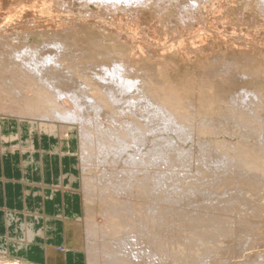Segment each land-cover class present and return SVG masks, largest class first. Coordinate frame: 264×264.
<instances>
[{
	"label": "bare ground",
	"instance_id": "bare-ground-1",
	"mask_svg": "<svg viewBox=\"0 0 264 264\" xmlns=\"http://www.w3.org/2000/svg\"><path fill=\"white\" fill-rule=\"evenodd\" d=\"M43 1L44 3H41L42 7L39 8L40 11L42 8L41 12H49V16L52 17V11L50 12L49 10V8L53 10L50 6L52 4L47 5V3L45 4V0ZM141 1H143V5L141 6L145 8L154 6L157 10L160 9L161 11L167 10L173 1L175 3L184 2V0H158V2H156V0H82L85 6L89 5V3H94L98 5V8L101 6L103 11L107 9L108 11L112 10L113 13L115 10H120L123 4L131 6ZM203 1L192 0L193 4H188L191 1L184 2L182 4L185 8L181 10L183 5L181 8L179 7L181 11L178 10L179 8L177 10L173 8L177 13L175 12L172 17H169V19H171L169 21L176 24L178 30L181 29L180 32L184 31L185 37L187 38L182 39L181 37L183 35H181L180 38L182 40L181 42L179 41L177 45V50L182 54L190 55L191 53H200L199 55L201 56L204 54V56H207L202 47L198 48L200 43L198 42L197 45L194 41L198 36V33H196L197 30H194L196 26L193 27L191 24L193 30H191L192 28L190 26V20L193 18L195 19L196 16L200 14L198 10L199 7H195L197 11H194V13L190 7L193 8L195 4L199 5V3H203ZM250 1V4L253 5L256 10L258 9L264 16V0ZM34 2L35 4L37 3L36 0ZM57 2L61 4L62 1L57 0ZM208 2L209 1L205 3L208 4ZM202 3H200V5ZM54 4L56 5V3ZM209 4L207 6L205 4L204 8L206 11L207 8H209ZM38 5L35 7H38ZM219 5H221V3ZM18 7L24 8L25 4ZM35 7L30 5L31 9H35ZM219 7L220 9L222 8L221 6ZM28 8L26 9L25 7L24 9L28 10ZM237 8L239 10L241 7ZM24 9H21L20 13ZM128 9L133 10L134 7H127L121 10L128 11ZM135 9H137V7H135ZM19 10L20 9H17V11ZM60 10L62 11L61 8ZM253 10L255 11L254 8ZM17 11L15 12L17 13ZM23 12L25 16L21 14L24 16L22 22L24 19L25 21H29L34 16H39L40 18L39 13V15H34V13H36L35 11H33L34 13ZM195 12L199 13L197 14ZM53 14L57 15L58 13L55 12ZM84 14H82V16H85ZM87 14L86 17L88 18L89 15L87 16ZM43 16L46 15L43 14ZM63 16L65 18V14ZM100 16H98V18ZM123 16L120 17L123 18ZM66 17L68 16L66 15ZM86 17L83 18L85 19ZM15 18L17 19V16ZM83 18L81 19L83 20ZM34 19V21H36V18ZM41 19L45 20L46 17ZM41 19H37V21ZM228 20L225 21L223 19V25H226L225 22ZM242 20L243 18L241 21ZM10 21H12V19ZM61 21L65 23V20ZM69 21L67 23H69ZM97 21L95 20V22ZM122 21L125 20L122 19ZM122 21H120V23ZM257 21L259 22L260 20ZM22 22L21 24H26V22ZM30 22L32 25L33 21L31 20ZM87 22V26H90L89 20H86L85 23ZM95 22H91V26H93L92 23ZM128 22H130V20ZM215 22L214 19V23ZM217 22L220 23L219 21ZM36 23L37 25L39 24L38 22ZM50 23H52V20ZM64 23L59 26L62 28ZM78 23L81 24V21ZM78 23L75 25H78ZM117 23L119 22L117 21ZM245 23H247L246 19ZM261 23H264V21ZM33 24L36 27V24ZM111 24H113V22ZM159 24L161 23L159 22ZM217 24L215 23L216 26ZM81 25L78 26L81 27ZM96 25L99 27L101 26L100 28L104 30H101L102 32L99 33V35H102V38H97L101 41L97 43V41L95 42V40H92L93 43L90 44L92 46L89 47L88 44V48L83 46L87 45L85 44L87 41H84L85 43H83L82 46L85 51L79 46L83 39L77 43L73 38L74 36L75 38L77 37V33L72 32L73 36H69L77 43V47L72 45L74 51L75 48L79 46L85 54L87 53L85 58L88 60L86 61V59H84V63L80 60L84 64V67H78L80 61L77 60V64H75L76 62L74 63L73 60L69 61L66 54H64L66 44L68 43V46L70 42L73 44V39H71L70 42L67 41L68 39H54V36L62 30L59 27V30H51L52 32L50 34L54 35L52 36L53 40L51 39L49 41L48 38L43 40V43L18 42L19 40L17 41L15 37V32L17 33V30H14L15 32L11 31L14 32V35L12 33L9 35L2 33L1 30L4 28L0 30V71H4L7 74H2V77H0V94H3L2 97L4 94L5 96L13 95L20 97H17V101L21 104L19 105V112H21V114L26 113L33 117H38L40 120L37 121V130L42 132L53 133L51 128L55 125L57 127V134L62 136L65 135L68 130L74 129L73 125L77 124L79 139L81 140V155L84 164H89L93 160L97 162V165L103 163V165L105 164L108 166V168L104 167L103 170L101 169V172L98 171L99 174L97 172L98 175H94L96 177H91V175L89 177H84L81 175L85 199L102 203V206L100 205L102 207L100 213L97 212L98 214H96L90 212L86 215V245L83 247V253H85L86 256V264H264V92L262 93L261 91L262 84H260V86L258 85L259 87L256 86V89L245 88L242 91L240 90L241 92L231 95L228 100L220 102L217 100V95L214 96L212 93L211 96L209 95L212 91L208 92L209 89H211V86H208V95L204 93L198 100L200 106H197L198 103H194L197 96H193L194 94L196 95V89L192 91L193 95H191L192 92L189 93V91L188 93L190 95L185 93V96H179V94L176 93L178 92L176 87L171 88L170 86L173 91L169 88V91L165 90L166 86L165 89L161 87L165 82L161 85L158 81L160 86L158 87V84L155 86V83H157L155 79L152 80L153 78L150 76L151 81L149 75L146 73V70H150L147 69L148 66L147 68L144 67L146 70H140L141 68H139V66L141 65L138 63L139 61H135V57L132 56L134 51L136 55L137 50L133 49V43H131L134 42L133 39L135 38V34L130 33V35L126 33L127 31H124L128 36L124 35L121 29L123 26L121 27L120 24L119 26H117V24L116 26L114 25L115 27L113 25L111 27H103L105 25L102 26V23ZM259 25L261 24L257 26L260 27ZM44 26L48 27L46 23L42 27ZM55 26L58 25H53V27ZM207 26L206 28L209 31ZM236 26L237 25L234 27L236 28ZM254 26L256 25H253V27ZM38 27L40 28L41 26L38 25ZM84 27L86 28V26ZM165 27L167 26L165 25ZM211 27L213 28V25H211ZM234 27L231 29H234ZM239 27H241V25L237 28L239 29ZM28 28H30V26H28ZM45 28H42L43 32ZM206 28L203 29L206 30ZM252 28L250 27L244 31L253 30ZM35 29L38 28L36 27ZM86 29L90 31L89 27ZM172 29H176V26ZM224 29L226 28L224 27ZM263 29L264 26L262 27V30ZM9 30L10 29H8V31ZM18 30L22 32L21 28ZM82 30L83 32L86 31L85 29ZM127 30L129 31V29ZM132 30L129 32H132ZM138 30L136 33L139 34L140 32H138ZM143 30L144 29H142V31ZM211 30L214 32V29ZM241 30L243 32V29ZM241 30L239 29L236 32H241ZM37 31L40 32L41 30L39 31L38 29ZM46 31L44 32L45 35L50 30ZM38 32L36 33L38 34ZM90 32H92V29ZM230 32H232V30ZM96 33L98 35V32ZM222 33L224 32L222 31ZM222 33L219 35L217 34L218 38L220 36L224 38V34ZM80 34L81 33H79V37L81 36ZM91 34L95 35L93 32ZM229 34L230 33L227 35ZM92 35L90 36L93 37ZM123 35L127 38H124ZM142 35H145V33ZM227 35L225 37L226 39L228 37ZM241 35L243 36L244 34H240V37H242ZM22 36L20 35V37ZM90 36L88 38H90ZM94 37L96 38V36ZM197 38L199 39V37ZM200 38H202V36ZM223 38H221L220 41H222ZM259 38H262L260 41L264 40V35ZM138 39L137 41H139ZM176 39L178 40L179 38ZM204 39H206V37ZM243 39L245 40L247 38L242 37V42ZM159 41L160 40H158V42ZM260 41L254 44L251 43L253 41H248L254 48L263 50V53H260L258 49L262 62H257L258 58L256 61L257 63L249 70L250 74L251 72L254 74L261 69V65H264V42L262 43ZM122 42L129 43V46L123 45L124 43ZM145 42L144 40V43ZM151 42L155 43V41ZM164 42L161 48V45H159V48L158 45L157 47H152V43L151 46L147 44H143L144 46H142L141 42V47H139L140 45L138 43L139 51L137 50V52L141 50L144 53L142 56H145L142 62L147 59L149 60L152 55L155 59L161 58L160 55L162 54L163 56L161 51H163V49L165 51V48H169ZM246 42L245 46L248 43ZM248 45L250 46V44ZM106 46L107 49H105ZM240 46L244 49L243 43ZM70 48L71 47H69V49ZM131 49L134 50H132V54L129 53ZM177 50L175 51L176 53ZM82 51H80V53ZM241 52H244V50L242 51L241 49ZM258 52L255 53L258 54ZM85 54L82 55L85 56ZM97 54L99 58L96 56ZM194 54L191 55L194 56ZM140 55L137 57L140 58ZM84 56L81 58H84ZM247 57L249 58V56ZM241 58V61H243L246 57L241 56ZM237 59L239 58L237 57ZM236 61L238 62V60ZM231 62H233L232 58ZM153 63V66L150 67L151 69L152 67L155 68V62ZM239 63L240 62H238L235 67L238 68ZM156 64V66H158L160 62H156ZM159 67L161 68V65ZM159 71L157 69V72ZM163 73H165V71H163ZM154 74L157 79H160L162 76V74ZM257 74L255 73L254 75ZM158 76L160 78H158ZM257 76H259V74ZM164 80L165 79H163V81ZM227 80L228 82L234 81L233 79ZM152 82H155V87L152 85ZM192 82L194 83L192 86L196 87L195 82ZM201 82L202 81L199 83ZM245 82L248 83L246 80ZM203 87L207 86L204 85ZM174 89L177 91L174 92ZM179 90L181 94L184 93L182 89ZM198 94L197 92V95ZM16 99L13 100L16 101ZM2 100L4 101V98L1 99V101ZM216 101L219 102V104ZM214 104L215 106H213ZM216 104L224 111L221 110V112H223L217 114V116L219 115L220 117H215V119H213V116H216V112L220 111L219 108H217L218 106L216 107ZM3 105L5 106V104ZM7 108L10 109L9 107ZM46 119H52L61 124L56 125L48 120L49 123ZM222 134H227V136L234 135L237 136V138L239 136V138L236 141L218 139L217 137ZM0 261V264H23L20 261L9 258H2Z\"/></svg>",
	"mask_w": 264,
	"mask_h": 264
},
{
	"label": "rangeland",
	"instance_id": "rangeland-1",
	"mask_svg": "<svg viewBox=\"0 0 264 264\" xmlns=\"http://www.w3.org/2000/svg\"><path fill=\"white\" fill-rule=\"evenodd\" d=\"M11 1V2H10ZM25 1V2H24ZM0 0V14H1V19H0V30L1 29H3V30H1V32L2 33H4V34H13L16 30H17V33L15 32V37H16V40L18 41V42H27V43H36V42H39V43H43L44 41L43 40H46V39H48L49 41L53 38L52 36H54V35H52V34H50L52 31H55V30H59V28H61L60 26H61V24L62 23H64V21H61V20H65V25L63 24V26H62V30L60 31V33H58L57 35H55L54 36V39H59V38H61V39H68L67 41H71V39H75L76 41H77V43H79L82 39H83V41H81L80 42V47H81V49H83V51H85L84 50V47L83 46H86L87 48H88V44H89V47H91L92 45H90L91 43H93V41L92 40H95V42L97 41V43H99V41H101V40H99V39H101L102 37V35H99V33H101L102 31H104V30H102L98 25H96V24H98V23H102V26L103 25H105V26H103V27H111L112 25L114 26H116V24H117V26H119V24H120V26L122 27L121 29H122V32L124 33V31L126 32V33H131V34H135L134 36H135V38L133 39V41L134 42H131V43H133L132 45H133V49H137L138 51H139V47H141V44H142V46H144L143 44H147V45H149V46H151V41H155V43L153 42L152 43V47H157V45H158V48H159V45H161L160 46V48L162 47V45H163V42L167 45V47H169L168 49L167 48H165V51H164V49H163V51L165 52H163V51H161L162 53H163V56H162V54L160 55L161 56V58H157V59H155L154 57H153V55L149 58V60H150V62H149V60L147 59L146 61L144 60V62H142V60L143 59H145L144 57L145 56H142V55H144V53H143V51H141L140 50V52H137V50H136V55L134 54V50L133 49H131V51H129V53H131L132 54V52H133V54H132V56H134L135 57V61H139L138 63L142 66V64H143V66L141 67V66H139V68H141L140 70H146L144 67H146L147 68V66H148V68L147 69H150V70H146V73L149 75V79L151 80V77L153 78L152 80H154L155 79V82H157V83H155V82H152V85L154 86V83H155V86H157V84H158V81L161 83V85H162V83H164V85L163 86H161V87H164V89H165V86H166V89L165 90H168L169 91V89H171V88H177V90H178V92H176L177 94H179V96H185V93L186 94H188V95H190L189 93H191L192 91H194V89H196L195 90V92L197 91L199 94L197 95V92H196V95L194 94L193 95V92L191 93V95H193L194 97H196L195 98V101H194V103L195 104H197L198 103V100H199V98L205 93L206 95H208L207 94V90H208V86H211L210 88L211 89H209V91L208 92H210V91H212V92H210L209 93V95L211 96L212 94H214V96H216L217 95V100L220 102V101H226V100H228L229 98H230V96L231 95H233V94H236V93H238V92H241L243 89H256L257 87L256 86H260V84H262V86L264 87V80H262V79H264V73H263V71H264V65H261L260 67H261V69H259L257 72H255L256 74L258 73L259 74V76H257V75H254V74H252L253 72H251V74L253 75H251L250 74V72H249V70L253 67V65L255 64V63H257V62H262L261 61V59H260V53L262 52L263 53V50L261 49H259V51H260V53L258 52V49H256V48H254L253 47V45H251V43H259V41L262 39H260L259 37H263V35H264V29L262 30V27L264 26L263 24L264 23H261V22H263L264 21V16L259 12V10L257 9L256 10V8L255 7H253V5H251L250 4V0H205V1H203V3L202 2H200V3H202L201 5H200V3H199V5H194L193 6V8L192 7H190V9L193 11V13H194V11H197V8H195L196 6L197 7H199L198 8V10H199V12H200V14L199 15H197L196 16V18L194 19H192V20H190L191 22H190V26H191V24H192V26L193 27H195V29L194 30H197V32L196 33H198V36H197V34H196V36L197 37H199V39L196 37L195 38V42L197 43V45H198V42L200 43L199 44V47L198 46H196V47H198V48H201L202 47V49L206 52V54H207V56H204L202 53V55L203 56H201V55H199L200 53H197V54H194V53H191V54H194V56H195V58H194V56L193 55H189V54H182V53H180V51H178L177 50V45L179 44V41L181 42V40L182 39H187L186 37H185V34H184V31H182V32H180L181 31V29L180 30H178V28H177V25L176 24H174L173 22H170L169 20H171V19H169V17H172L174 14H175V12H176V10L180 7H182V3H186V2H190V3H188V4H191L192 3V0H184V2H180V3H175L174 1L173 2H171V4L169 5V7L167 8V10H165V11H161L160 9H158L157 10V8L156 7H147V8H145L144 6H141V5H143V1H141V2H137L136 4H133V5H129V6H127V5H125V4H123L122 5V8L121 9H123V8H127V7H134V9H135V7H137V9H135V11H134V9L132 10V9H128V11H124V10H115L114 11V13H113V11L112 10H105L104 9V11H103V8L101 7V6H99V8H98V5H95L94 3H89V5H87V6H85L84 4H83V2H82V0H61L62 2H61V4H60V2H57V0H49V1H47V0H45V4L47 3V5H50V4H52V5H50L51 6V8L53 9V10H51L50 8H49V10H50V12L52 11L53 13H58L57 15L56 14H53L52 12H51V14L53 15L52 17L51 16H49L50 15V13L49 12H46L45 13V11H43V12H41L42 11V8H41V11H40V7H42L41 5V3L43 2L44 3V1L43 0H36V4H35V0H32V1H29V0ZM53 1H56V2H53ZM160 1V0H159ZM180 1H183V0H180ZM207 1H209L208 2V4H209V8H207V11H206V9L204 8L205 7V4H206V6L208 5L207 3H205V2H207ZM218 3H217V2ZM220 1V2H219ZM226 1V2H225ZM249 1V2H248ZM28 2V3H27ZM34 2V3H33ZM49 2V3H48ZM81 2V3H80ZM156 2H158V0H156ZM232 2V3H231ZM25 4V7H26V9L29 7L30 8V5H32V7H35L36 5H38V4H40V5H38V7H35V9L34 8H28V10H25L24 8H20V7H18V6H21L22 4ZM33 3V4H32ZM54 3H56V5L54 4ZM59 5H61V6H59ZM80 3V4H79ZM205 3V4H204ZM221 3V5H219ZM227 3V4H226ZM35 4V5H34ZM63 4V5H62ZM193 4V3H192ZM230 4V5H229ZM234 4V5H233ZM248 4V5H247ZM250 4V5H249ZM6 5V6H5ZM29 5V6H28ZM34 5V6H33ZM136 5V6H135ZM178 5V6H177ZM223 5V6H222ZM225 5H227V6H225ZM241 7V8H239V10H238V8L236 7ZM14 6V7H13ZM17 6V7H16ZM24 6V5H23ZM22 6V7H23ZM28 6V7H27ZM50 6H48V7H50ZM172 6H174V7H172ZM211 6V7H210ZM215 7V8H213V7ZM219 6H221L222 8L220 9V7ZM229 6V7H228ZM247 6V7H246ZM59 7V8H58ZM85 7V8H84ZM86 7H88V8H86ZM142 7V8H141ZM218 7V8H217ZM250 9H249V8ZM14 8V9H13ZM16 8V9H15ZM38 8V9H37ZM58 9V10H56V9ZM60 8L62 9V11L60 10ZM173 8H176V10H174ZM180 8L178 9L179 11H181L182 9H184L185 8V6L183 5V7L181 8V10H180ZM216 8H217V10H216ZM237 8V9H236ZM253 8L255 9V11L253 10ZM10 11H9V10ZM17 9H20L19 11H17ZM21 9H24L23 11H25V12H32V13H34L33 11H35L36 13H34V15L35 14H37V15H39L40 14V18H39V16H37V17H35L34 15V17L31 19L33 22H32V25L30 24L31 22V20H29V21H25V19L23 20V22H22V19L24 18V12L22 11L21 13H20V11H21ZM55 9V10H54ZM99 9V10H98ZM210 11H209V10ZM212 9H214V10H212ZM12 10H13V12H12ZM61 11V13H60V11ZM64 10V11H63ZM101 10V11H100ZM250 10H253V11H250ZM15 11H17V13L15 12ZM58 11V12H57ZM121 11V12H120ZM131 11V12H130ZM154 11V12H153ZM215 11V12H214ZM223 11V12H222ZM227 11V12H226ZM231 11V12H230ZM241 11H242V13H241ZM243 11H245V12H243ZM42 13V15H41V13ZM88 14H87V13ZM98 14H97V13ZM103 14H102V13ZM106 12V13H105ZM111 12V13H110ZM119 12V13H118ZM164 12V13H163ZM166 12V13H165ZM199 12H195V13H199ZM207 12V13H206ZM209 12V13H208ZM215 14H213V13ZM226 12V13H225ZM253 12V13H252ZM257 12H259V13H257ZM3 13H4V17H3ZM8 14V16H7V14ZM11 13V14H10ZM14 13V14H13ZM18 13H20V14H18ZM24 13V14H23ZM39 13V14H38ZM84 13H86L87 14V16H88V18L86 17V14H84ZM95 13V14H94ZM110 15H109V14ZM177 13V12H176ZM205 15H203V14ZM217 13H221V14H217ZM246 13V14H245ZM6 14V15H5ZM17 14V15H16ZM21 14H23V15H21ZM43 14L44 15H46V16H43ZM65 14V18H64V15ZM82 14H84L85 16H82ZM94 14V15H93ZM100 14H101V16H100ZM117 14H122V15H120V16H123V18L122 17H120L119 15H117ZM259 14H260V16H262V17H260L259 16ZM10 15V16H9ZM21 15V16H20ZM47 15H48V17H47ZM60 15V16H59ZM66 15L69 17V15H70V17H69V20H71V21H69V23H67L68 21H67V18L68 17H66ZM76 17H74V16ZM77 15V16H76ZM79 15H81V16H79ZM94 17H93V16ZM100 16L99 18H98V16ZM103 15H104V17H103ZM108 15V16H107ZM113 15V16H112ZM134 15H136V16H134ZM140 15V16H139ZM207 15V16H206ZM209 15V16H208ZM244 15V16H243ZM249 15H250V17H249ZM17 16V19H19V20H17L15 17ZM23 16V17H22ZM73 16V17H72ZM93 18H92V17ZM106 16V17H105ZM114 16H115V19H114ZM116 16H118V17H116ZM154 16H155V18H154ZM211 16V17H210ZM242 16V17H241ZM252 16H253V18H252ZM46 17V19L44 20V19H41V18H45ZM79 19H78V18ZM83 18V17H86L85 19L88 21L89 20V24H90V26L88 25L87 26V24H88V22L87 23H85L86 22V20L83 18V20L81 19V18ZM167 17V18H166ZM198 17V18H197ZM200 17V18H199ZM231 17V18H230ZM247 17V18H246ZM12 19V21H10L11 19ZM34 18H36V21H34L35 19ZM49 18V19H48ZM97 18H98V21H97ZM103 20V18H104V20L102 21L101 19ZM108 18V19H107ZM110 18V19H109ZM113 20H112V19ZM117 18H119V19H117ZM123 20H125V21H122V19ZM163 18H166V19H163ZM202 18V19H201ZM220 18V19H219ZM230 18V19H229ZM236 20H235V19ZM239 19V23H240V21H241V19L243 18V22H244V24H243V22L241 21V23L239 24L238 23V19ZM246 19V22L247 23H245V19ZM261 18V19H260ZM15 19H16V21H15ZM21 19V20H20ZM37 19H41V20H39V21H37ZM48 19V20H47ZM75 21V23H74V21ZM77 19V20H76ZM107 19V20H106ZM205 19H206V21H205ZM214 19H215V23L217 24L218 22L217 21H219L220 23H218L217 24V26L215 25V23H214ZM217 19V20H216ZM219 19V20H218ZM223 19L226 21V20H228L227 22H225V24L227 25H223L224 24V21H223ZM251 19H252V21H251ZM255 19H256V23H255ZM13 20H14V22H13ZM52 20V23H55V24H52V23H50V21ZM95 20L97 21V22H95ZM105 20H106V22H105ZM111 20V21H110ZM114 20H115V22H114ZM122 21V22H124V23H120V21ZM130 20V22L131 21H133V22H128ZM153 20H154V22H153ZM160 20H163L164 21V23H163V21H160ZM197 20V21H196ZM208 20V21H207ZM212 20V21H211ZM222 20V21H221ZM257 20H263V21H257ZM19 23H18V22ZM55 21V22H54ZM81 21V24H82V22H83V24L81 25L80 23H78V22H80ZM85 21V22H84ZM108 21V22H107ZM110 21V22H109ZM117 21L119 22V23H117ZM127 21V22H126ZM137 21V22H136ZM166 21V22H165ZM195 21V22H194ZM230 21V22H229ZM236 21V22H235ZM250 21V22H249ZM21 22L22 23H25L26 22V24L24 25V24H21ZM36 22H38L39 24V26H41L40 28L38 27V25H37V23ZM60 22H62V23H60ZM91 22H95V23H92V25L94 26H91ZM103 22H105V23H103ZM113 22V24H111ZM126 22V23H125ZM159 22L161 23V24H159ZM193 22V23H192ZM209 22V23H208ZM221 22H223V23H221ZM253 22V23H252ZM13 23V24H12ZM15 23V24H14ZM33 23H35L36 24V27L39 29V31L40 32H38L37 30L38 29H35L36 27H35V25L33 24ZM45 23L48 25V27H46V26H44V27H42L43 25H45ZM49 23V24H48ZM78 23V25H81V27L80 26H78V25H75V24H77ZM116 23V24H115ZM133 23V24H132ZM143 23V24H142ZM156 23H158V24H156ZM167 23V24H166ZM207 23V24H206ZM211 23V24H210ZM213 23V24H212ZM238 23V24H237ZM255 23V24H254ZM261 24V25H259L260 27H258L257 25L258 24ZM16 24H17V26H16ZM21 24V25H20ZM29 24V25H28ZM43 24V25H42ZM52 24V25H51ZM69 26H68V25ZM72 24V25H71ZM86 24V25H85ZM108 24V25H107ZM132 24V25H131ZM142 24V25H141ZM153 24V25H152ZM194 24V25H193ZM234 24V25H233ZM13 25V26H12ZM26 25H28V26H30V28H28V26H26ZM34 25V26H33ZM53 25H58V26H55V27H53ZM60 25V26H59ZM71 25V26H70ZM75 25V26H74ZM127 25H128V27H127ZM149 25H151V26H149ZM165 25L167 26V27H165ZM171 25H172V27H171ZM173 25H174V27H173ZM205 25V26H204ZM208 25V26H207ZM211 25H213V28L211 27ZM235 25H237L236 26V28L234 27ZM241 25V27H239V29L241 30V29H243V32H242V30H241V32L239 33V32H236V31H238L239 29L237 28L238 26H240ZM252 25V26H251ZM253 25H256V26H254L253 27ZM11 26H12V28H11ZM15 26V27H14ZM21 26V27H20ZM32 26H33V28H32ZM77 26H78V28H77ZM84 26H86V28L87 27H89V30L91 31V29H92V32H93V34L95 33V35H92L91 33L92 32H90V31H88V29H86ZM98 26V27H97ZM114 26V27H115ZM131 26V27H130ZM142 26V27H141ZM165 27V29H164V27ZM175 26H176V29H172V28H175ZM191 26V30H193V27ZM198 26H199V28H198ZM206 26L209 28V31L211 30V29H214V32H213V30H211L210 32L208 31V29L206 28ZM215 26V27H214ZM221 26H223V27H221ZM234 27V29H231V28H233ZM247 26V27H246ZM16 28V29H14V28ZM25 27H27V28H25ZM35 27V28H34ZM46 27V28H45ZM50 27V28H49ZM54 29H52V28ZM59 27V28H58ZM65 27V28H64ZM69 27V28H68ZM74 27V28H73ZM79 27H80V29H79ZM137 27V28H136ZM141 27V28H140ZM151 27H153V28H151ZM156 27V28H155ZM170 27V28H169ZM206 28V30L205 29H203V28ZM211 27V28H210ZM218 27V28H217ZM224 27L226 28V29H224ZM228 27V28H227ZM243 27V28H242ZM246 27V28H245ZM252 28L253 30H251L250 29V31H252V32H250L249 30L248 31H244V30H247L248 28ZM19 28H21V30H22V32H24V33H22L21 31H19L18 29ZM26 30H25V29ZM42 28H45V30H44V32L47 30H50V31H46L47 33H46V35H45V33L42 31L43 29ZM48 28V29H47ZM56 28V29H55ZM64 28V29H63ZM68 29V31H67V29ZM125 30H124V29ZM149 28V29H148ZM161 28V29H160ZM224 29V30H222V29ZM254 28H256V29H254ZM257 28H258V30H257ZM8 29H10L9 31H8ZM28 29V30H27ZM82 29H85L86 31H88V32H86V35H85V32H83V30ZM97 29V30H96ZM127 29H129V31H131L132 29H134V30H132V32H129ZM131 29V30H130ZM138 29H141V30H138ZM142 29H144L143 31H142ZM154 31H153V30ZM217 29V30H216ZM228 29V30H227ZM261 29V30H260ZM5 30V31H4ZM15 30V31H14ZM24 30V31H23ZM33 32H32V31ZM52 30V31H51ZM102 30V31H101ZM138 30V32H140L139 34L138 33H136V31ZM170 30H172V31H170ZM217 32H216V31ZM232 30V32H230ZM234 30V31H233ZM254 30H256V31H254ZM260 30V31H259ZM11 31H14V32H11ZM31 33H30V32ZM35 31V32H34ZM65 31V32H64ZM80 31V32H79ZM100 31V32H99ZM143 33H142V32ZM145 31H147V32H145ZM199 31V32H198ZM207 31V32H206ZM218 31H220V32H218ZM222 31L224 32V33H222ZM226 31V32H225ZM258 31H259V33H258ZM262 31V32H261ZM5 32H7V33H5ZM9 32V33H8ZM27 32V33H26ZM29 32V33H28ZM36 32H38V34L36 33ZM64 32V33H63ZM72 32L73 33H77L76 34V38H75V36L73 37V38H70V37H72L73 35H72ZM89 32H90V34H89ZM96 32H98V35H97V33ZM135 32V33H134ZM151 32V33H150ZM159 32V33H158ZM172 32V33H171ZM206 32V33H205ZM246 32V33H245ZM253 32H254V34H253ZM21 33V34H20ZM41 33V34H40ZM79 33H81L80 35V37H79ZM89 35H88V34ZM144 34L145 33V35H142V34ZM153 33V34H152ZM164 33V34H163ZM199 33H200V36H199ZM205 33V34H204ZM208 33V34H207ZM224 34V38L226 37V35L228 34V33H230L229 35H227L228 37H227V39L229 40H227L226 38L224 39L222 36H220L219 38H218V35L219 34ZM238 33V34H237ZM244 34L242 37H244V38H247V39H245L246 41L248 40V41H253V42H251V43H249L248 41V43L243 39V42L241 41L242 40V37H240V34ZM256 33V34H255ZM19 36H17V35ZM24 34V35H23ZM49 34V35H48ZM61 34H62V36H63V34H64V38L61 36ZM69 34V35H68ZM83 34V35H82ZM130 34V35H131ZM138 34V35H137ZM204 34V35H203ZM214 34V35H213ZM218 34V35H217ZM245 34H246V36H245ZM251 34V35H250ZM258 34V35H257ZM263 34V35H262ZM14 35V34H13ZM20 35L22 36V37H20ZM36 35H38V36H36ZM42 35V36H41ZM45 35V36H44ZM65 35H66V37H65ZM90 35H92L93 37L94 36H96V38L94 37H91ZM124 35H126V36H128L127 34H125L124 33ZM123 35V36H124ZM137 35V36H136ZM142 35V36H141ZM151 35V36H150ZM159 35V36H158ZM172 35V36H171ZM176 35V36H175ZM181 35H183L182 37H181ZM213 35V36H212ZM238 35V36H237ZM253 35H254V37H253ZM257 35V36H256ZM261 35V36H260ZM44 36V37H43ZM49 36V37H48ZM70 36V37H69ZM84 36H85V38H84ZM87 36V37H86ZM90 36V38H88ZM98 36V37H97ZM100 36V37H99ZM126 36H124V38H127ZM139 36V37H138ZM141 36V37H140ZM157 36V37H156ZM202 36V38H200ZM209 36V37H208ZM216 36V37H215ZM248 36V37H247ZM251 36V37H250ZM18 37V38H17ZM57 37V38H56ZM68 37V38H67ZM139 39H138V38ZM182 39H181V38ZM206 37V39H204ZM210 37H212V38H210ZM237 38V41H239V42H237L236 41V38ZM256 37H258V38H256ZM20 38V39H19ZM93 38V39H92ZM97 38H99V39H97ZM161 38V39H160ZM163 38V39H162ZM174 38V39H173ZM176 38H179L178 40L176 39ZM221 38H223L222 39V41H220L221 40ZM230 38V39H229ZM239 38H240V40H239ZM251 38V39H250ZM252 38H253V40H252ZM25 39V40H24ZM70 39V40H69ZM73 39V44H71V42H70V44H71V46H70V44H69V46H68V43L66 44V46H65V53L64 54H66V56L68 57V59H69V61H71V60H73V62L75 63V64H77V60L78 61H80V60H82L83 61V63L85 62V60L84 59H86L85 57H86V54L79 48V46H78V48H75V51L73 50L74 49V47L76 46L77 47V43L75 42V40ZM137 39L141 42V44H140V42L139 41H137ZM144 39L146 42L144 43V40H143V43H142V40ZM157 39V40H156ZM217 39V40H216ZM250 39V40H249ZM254 39H256V40H254ZM257 39H259V40H257ZM47 40V41H48ZM53 40V39H52ZM60 40V39H59ZM79 40V41H78ZM158 40H160L159 42H158ZM197 40H199V41H197ZM202 40H205V41H202ZM226 40H227V42H226ZM234 42V44H233V42ZM86 43H85V42ZM124 41V40H123ZM135 41H137V42H135ZM167 41V42H166ZM177 41V42H176ZM202 41V42H201ZM225 41V42H224ZM255 41H257V42H255ZM46 42V41H45ZM125 42V41H124ZM124 42H122V43H124ZM151 42V43H150ZM158 42V43H157ZM161 42V43H160ZM244 44V49H243V47H241L240 45L242 44V43ZM245 42L247 43L246 44V46H245ZM260 42H264V40H262V41H260ZM83 43H85V44H87V45H83ZM138 43H139V45H138ZM148 43H150V44H148ZM204 43H206V44H204ZM76 44V45H75ZM135 44H137V45H135ZM154 44V45H153ZM203 44V45H202ZM225 44V45H224ZM228 44V45H227ZM238 45V47H237V45ZM248 44H250V46L248 45ZM264 44V43H263ZM74 47H73V46ZM83 45V46H82ZM123 45H128L129 46V43H124ZM165 45V46H166ZM173 45V46H172ZM232 45V46H231ZM68 46V47H67ZM135 46H139L138 48L137 47H135ZM164 46V47H165ZM234 46H236V47H234ZM241 48H240V47ZM243 46V45H242ZM69 47H71L70 49H69ZM135 47V48H134ZM145 47H146V45H145ZM173 47V48H172ZM211 47V48H210ZM231 47V48H230ZM247 48V50H246V48ZM68 48V49H67ZM172 48V49H171ZM176 48V49H175ZM197 48V49H198ZM227 50H226V49ZM78 49V50H77ZM90 49V48H89ZM105 49H107V46L105 47ZM128 49H129V47H128ZM175 49V50H174ZM223 49V50H222ZM230 49V50H229ZM241 49H242V51L244 50V52H241ZM253 49V50H252ZM255 49V50H254ZM69 50V51H68ZM130 50V49H129ZM133 50V51H132ZM177 50V53L175 52ZM209 50V51H208ZM245 50H246V52H245ZM254 51V52H252V51ZM66 51H68V52H66ZM70 51H71V53H70ZM75 52V54H74V52ZM80 51H82L81 53H80ZM160 51V50H159ZM169 51H171V52H169ZM78 52V53H77ZM258 52V54H256V53ZM141 55H140V54ZM178 53H179V55H178ZM211 53V54H210ZM242 53V54H241ZM245 53V54H244ZM68 54V55H67ZM79 54V55H78ZM80 54H81V56H80ZM82 54H85V56L84 55H82ZM130 54V55H131ZM140 55V58H138L139 57V55ZM219 55V57H218V55ZM240 54V55H239ZM249 54H251V55H249ZM253 54V55H252ZM70 56V57H69ZM75 56V57H74ZM80 56V57H79ZM84 56V58H81V57H83ZM88 56V55H87ZM97 57H98V54L96 55ZM138 56V57H137ZM142 56V57H141ZM159 56V57H160ZM233 56V57H232ZM235 56H237L239 59H237V57H235ZM241 56L243 57H246L243 61H241ZM247 56H249V58L247 57ZM253 56V57H252ZM164 57V58H163ZM193 57V58H192ZM235 57V58H234ZM255 57H257V58H255ZM72 58V59H71ZM77 58V59H76ZM79 58V59H78ZM81 58V59H80ZM88 58V57H87ZM99 58V57H98ZM231 58H232V61L233 62H231ZM250 58H252V59H250ZM254 58V59H253ZM259 58V59H258ZM76 59V60H75ZM134 59V58H133ZM138 59V60H137ZM210 59V60H209ZM211 59H213V60H211ZM235 59V60H234ZM249 59V60H248ZM256 59V60H255ZM257 59H258V61H257ZM88 59H86V61H87ZM153 60H156V61H153ZM161 60V61H160ZM216 60V61H215ZM236 60H238V62H242L241 64L239 63L238 64V68L237 67H235L236 65H237V61ZM82 61H80V64L78 63V67H84V64L82 63ZM166 63H165V62ZM207 61V62H206ZM234 61H236V62H234ZM246 61H250V62H246ZM257 61V62H256ZM72 62V63H73ZM141 62H142V64H141ZM152 62V63H151ZM153 62H155V68L154 67H152V69L150 68L151 66H153ZM156 62L158 63V62H160V64H158V66H156L157 64H156ZM215 62V63H214ZM222 62V63H221ZM148 63H149V65H148ZM164 63V64H163ZM170 63V64H169ZM205 63H207V64H205ZM212 63V64H211ZM231 63V64H230ZM235 64V65H233V64ZM244 63H245V65H244ZM83 64V65H82ZM151 64V65H150ZM166 65V66H163V65ZM215 64V65H214ZM226 64H227V66H226ZM264 64V63H263ZM138 65V64H137ZM161 65V68L159 67ZM217 65V66H216ZM241 65V66H240ZM165 67V68H163V67ZM230 66H232V67H230ZM235 68H234V67ZM209 67V68H208ZM158 69V71L159 72H157V69ZM163 68V69H162ZM229 68H230V70H229ZM242 68V69H241ZM162 69V70H161ZM242 71H241V70ZM247 69V70H246ZM156 70V71H155ZM227 70V71H226ZM163 71H165V73H163ZM210 71V72H209ZM225 71V72H224ZM244 71V72H243ZM1 73H0V77H2V74L3 75H7L6 74V72H4V71H0ZM149 72V73H148ZM204 72V73H203ZM239 72V73H238ZM246 72H247V74H246ZM5 73V74H4ZM154 73H157V75H161L162 73V76H161V78H162V80H161V78L158 76V78H160V79H157L156 78V76H155V74ZM158 73H160V74H158ZM151 74V75H150ZM152 74H154V75H152ZM211 74V75H210ZM219 74H220V76H219ZM227 74V75H226ZM241 74V75H240ZM250 74V75H249ZM260 74H261V76H260ZM214 75V76H213ZM244 75H246V76H244ZM151 76V77H150ZM217 77V79H216V77ZM242 76V77H241ZM255 76H257V77H255ZM205 77V78H204ZM214 77V78H213ZM233 77V78H232ZM238 77V78H237ZM261 77V78H260ZM209 78V79H208ZM256 78V79H255ZM163 79H165L164 81H163ZM226 79V80H225ZM227 79H233L234 81L233 82H228V80ZM237 79H239V80H237ZM255 81V80H257V81H253V80ZM151 80V81H152ZM161 80V81H160ZM213 80V81H212ZM245 80L246 81H248V83H249V81H250V83H251V81H252V83L250 84H248L247 82H245ZM192 81H194L195 82V85H196V87L195 86H192V85H194V83L192 82ZM200 81H202L201 83H199ZM209 81V82H208ZM221 81V82H220ZM223 81V82H222ZM232 81V80H231ZM243 81H244V85H243ZM261 83H260V82ZM1 82V81H0ZM168 82V83H167ZM198 82V83H197ZM205 82V83H204ZM207 82V83H206ZM238 82V83H237ZM160 83L158 84V87L160 86ZM241 83V84H240ZM169 84V85H168ZM171 84V85H170ZM222 84H224V85H222ZM246 84V85H245ZM248 84V85H247ZM257 84V85H256ZM207 86V87H203V86ZM214 85V86H213ZM230 85V86H229ZM238 85H240V86H238ZM154 86V87H155ZM170 86H171V88H170ZM241 86H242V88H241ZM246 86V87H245ZM258 86V87H259ZM261 86V91H262V93L264 92V88ZM160 87V88H161ZM192 87H193V90H192ZM169 88V89H168ZM182 89V92H184V93H180L181 91L179 90V89ZM185 88H188V89H185ZM202 90H201V89ZM207 88V89H206ZM197 89H199V90H197ZM204 89H206V90H204ZM172 90V89H171ZM177 90H175L174 89V92L175 91H177ZM187 90V91H186ZM204 90V91H203ZM223 90V91H222ZM241 90V91H240ZM173 91V90H172ZM190 91V92H189ZM200 91V92H199ZM189 92V93H188ZM213 92H215V93H213ZM212 93V94H211ZM184 94V95H183ZM201 94V95H200ZM264 94V93H263ZM2 95L3 94H0V98L1 99H3L4 98V101L2 100L1 101V99H0V108H1V110H0V117H3V118H6V119H14V120H19V121H22V122H25L28 126H30L31 124H32V122H35L36 123V125H37V121H39L40 119L38 118V117H33V116H31L30 114H26V113H22L21 114V112H19V110H20V108H19V105H21L20 104V102L19 101H17L18 100V98H20V97H16V96H13V95H7V96H5V94H4V96L2 97ZM11 96V97H10ZM192 96V97H193ZM8 97V98H7ZM15 97V98H14ZM16 99V101H14L13 99ZM10 99H12V100H10ZM196 99H197V101H196ZM8 100V101H7ZM14 101V102H13ZM2 102H3V104H5V106L2 104ZM5 102V103H4ZM7 102V103H6ZM11 102V103H10ZM16 102H17V104H16ZM217 102V101H216ZM219 102H217L218 104H219ZM10 103V104H9ZM14 103V104H13ZM11 104H13V105H11ZM218 104H216V107L218 106ZM18 106V107H17ZM197 106H200V104L198 103L197 104ZM213 106H215V104L213 105ZM2 107H4V108H2ZM7 107H9L10 109H6ZM14 108H15V110H14ZM217 108H219V106L217 107ZM5 109V110H4ZM12 109V110H11ZM11 110V111H10ZM219 112H216V116L214 115L213 117V119H215V117H220L219 115L217 116V114H220V112H221V110H223V109H221V107L219 108ZM16 111V112H15ZM224 111V110H223ZM222 111V112H223ZM12 112H13V114H12ZM15 112V113H14ZM221 112V113H222ZM17 113V114H16ZM29 115V116H28ZM24 117V118H23ZM47 120V122H49V121H51V123H53V124H56V125H60L61 123L60 122H58V121H55V120H52V119H46ZM49 120V121H48ZM50 123V122H49ZM36 125H35V129L37 130V128H36ZM51 125V124H50ZM52 126V125H51ZM50 126V127H51ZM74 127V129H71V130H68L67 132H70V135H71V140H72V143H73V145L75 146V154H76V162H77V167H78V183H77V191H78V193H79V195H80V199H81V216H80V220H79V222H78V226H77V228L76 229H74V230H76V232L73 230V227H71V234H73L74 235V233L76 234V237H77V243H78V247L79 248H81V250H83V247H85V245H86V229H85V224H86V215L88 214V213H90V212H94V213H96V214H98V213H100L101 211H102V203H98V202H96V201H88V200H86L85 199V195H84V190L82 189V181H81V175H83L84 177H89L90 175H91V177L93 176V177H96L98 174H99V172L98 171H100L101 169L103 170V168L105 167V168H108V166L107 165H103V163L101 164V163H99L98 165H97V162H95V161H91L89 164H84V162H83V160H82V155H81V140L79 139L80 137H79V129H78V126H77V124H74L73 125ZM54 127H55V129H57V127L54 125ZM48 129H49V127H48ZM66 132V133H67ZM63 136V135H62ZM218 139H226V140H230V141H236L238 138H239V136H238V138H237V136H227V134H225V135H219L218 137H217ZM68 139H66V141H67ZM80 140V141H79ZM69 142H70V140H69ZM95 163V164H94ZM91 165V166H90ZM96 165V166H95ZM103 165V166H102ZM95 166V167H94ZM88 170V171H87ZM91 170V171H90ZM83 172V173H82ZM97 172H98V174H97ZM101 172V171H100ZM89 174V175H88ZM93 174V175H92ZM94 175H96V176H94ZM80 181V182H79ZM80 183V184H79ZM98 183V182H97ZM81 187V188H80ZM83 204V205H82ZM101 205V206H100ZM98 212V213H97ZM99 216V215H98ZM97 218H99V217H97ZM79 235V236H78ZM76 239V238H75ZM84 244V245H83ZM77 247V246H76ZM58 249L60 250V251H64V247L63 246H60V247H58ZM82 255H83V264H86V256H85V253H82ZM85 257V258H84ZM2 258H6V257H4V255L3 254H1L0 253V260H2ZM0 263H1V261H0Z\"/></svg>",
	"mask_w": 264,
	"mask_h": 264
},
{
	"label": "crops",
	"instance_id": "crops-1",
	"mask_svg": "<svg viewBox=\"0 0 264 264\" xmlns=\"http://www.w3.org/2000/svg\"><path fill=\"white\" fill-rule=\"evenodd\" d=\"M35 125L0 117V253L23 264H82L71 234L81 216L72 137Z\"/></svg>",
	"mask_w": 264,
	"mask_h": 264
}]
</instances>
